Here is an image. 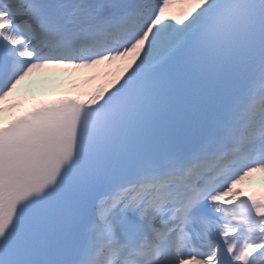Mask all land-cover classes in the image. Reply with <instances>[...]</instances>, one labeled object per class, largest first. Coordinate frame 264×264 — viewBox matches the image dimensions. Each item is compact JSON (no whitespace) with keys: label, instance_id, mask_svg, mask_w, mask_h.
<instances>
[{"label":"snow or ice","instance_id":"obj_1","mask_svg":"<svg viewBox=\"0 0 264 264\" xmlns=\"http://www.w3.org/2000/svg\"><path fill=\"white\" fill-rule=\"evenodd\" d=\"M0 264H264V0H0Z\"/></svg>","mask_w":264,"mask_h":264},{"label":"rangeland","instance_id":"obj_2","mask_svg":"<svg viewBox=\"0 0 264 264\" xmlns=\"http://www.w3.org/2000/svg\"><path fill=\"white\" fill-rule=\"evenodd\" d=\"M32 85H30L29 89H28V92H31L32 90H37V91H42V90H45V91H50V88H52L54 86V84H51V85H47V84H41L40 83V80L38 81V87L35 86L36 83H31ZM22 96H25L22 95Z\"/></svg>","mask_w":264,"mask_h":264}]
</instances>
